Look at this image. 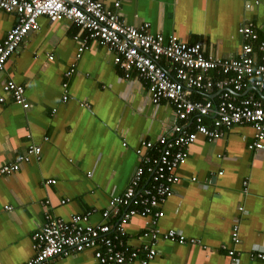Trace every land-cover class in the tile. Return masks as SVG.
Instances as JSON below:
<instances>
[{"label": "crops", "instance_id": "0c3cea01", "mask_svg": "<svg viewBox=\"0 0 264 264\" xmlns=\"http://www.w3.org/2000/svg\"><path fill=\"white\" fill-rule=\"evenodd\" d=\"M99 1L129 25L147 22L149 32L165 39L174 35L200 43L205 56L235 57L243 43L238 32L243 24L251 23L264 40V0H121L118 8L115 0ZM15 21L14 13L0 9V41ZM38 23L0 70V165L15 161L29 143L41 146L38 160L0 175V264H25L33 255L32 234L45 212L68 220L93 209L90 221L102 222L108 199L123 192L140 165L134 149L176 123L171 103H153L147 82L135 71L124 77L107 46L90 39L79 51L75 36L85 32L76 24L67 28L64 20L44 16ZM162 63L170 67L166 60ZM10 79L24 86L28 108L3 89ZM253 140L250 125L236 124L220 138L209 141L199 135L190 144L187 161L177 170L180 182L157 220L160 230L175 229L186 241L160 238L148 264H264L253 254L264 251V144L249 148ZM149 219L136 215L126 224L132 246L150 243L148 237L138 238ZM235 223L236 243L231 236ZM96 263L92 249L49 261Z\"/></svg>", "mask_w": 264, "mask_h": 264}, {"label": "built area", "instance_id": "2783aa9c", "mask_svg": "<svg viewBox=\"0 0 264 264\" xmlns=\"http://www.w3.org/2000/svg\"><path fill=\"white\" fill-rule=\"evenodd\" d=\"M120 3L121 0H115L114 7L118 8ZM0 9L16 15L15 23L0 41V70L23 37L39 28L40 16L52 22L64 20L65 27L76 24L85 32L84 36H75L79 51L90 39L107 46L123 76L129 77L135 71L147 82L151 101L170 102L176 118L167 133L155 140H142L134 149L140 157V165L123 192L108 199L101 212L102 222L90 221L93 209L74 213L68 220L45 212L41 227L32 234L33 255L25 264H49L51 258L85 249L93 250L96 264H148L156 255L154 246L160 238L184 243L186 237L181 232L175 229L163 232L157 220L163 216L161 205L180 182L177 170L187 161L190 144L199 135L209 141L220 138L226 129L236 124H248L254 129V140L249 148L259 149L264 144V98L250 91L257 90L264 95V40L259 39L253 25L243 24L238 29L243 39L238 54L220 58L205 56L198 42L189 44L174 35L165 39L159 32L153 34L147 22L140 26L129 25L116 9L99 0H0ZM163 60L170 64L169 68L163 65ZM73 69L67 70L65 75L69 76ZM66 85L64 82L63 87ZM2 87L12 94L17 105L29 107L22 84L10 79ZM197 92L204 97L194 98L192 95ZM212 92L214 97L208 96ZM143 148L148 153H142ZM40 154V144L29 143L15 161L0 165V175L16 172L23 163L33 158L38 160ZM136 215L150 218V226L138 236L148 237L150 243L142 242L140 247L129 243L130 234L126 230V224ZM231 236L235 243L239 241L237 223L233 225ZM228 253L233 254V250ZM253 254L264 263V251Z\"/></svg>", "mask_w": 264, "mask_h": 264}, {"label": "trees", "instance_id": "16d2710c", "mask_svg": "<svg viewBox=\"0 0 264 264\" xmlns=\"http://www.w3.org/2000/svg\"><path fill=\"white\" fill-rule=\"evenodd\" d=\"M216 77H219V75H217ZM199 94H200V93L197 92L196 97H194V98H196V99H201V95H199ZM255 96H256V97H260V96H258L256 93H255Z\"/></svg>", "mask_w": 264, "mask_h": 264}, {"label": "water", "instance_id": "95a60500", "mask_svg": "<svg viewBox=\"0 0 264 264\" xmlns=\"http://www.w3.org/2000/svg\"><path fill=\"white\" fill-rule=\"evenodd\" d=\"M262 97L264 98V95H262Z\"/></svg>", "mask_w": 264, "mask_h": 264}]
</instances>
